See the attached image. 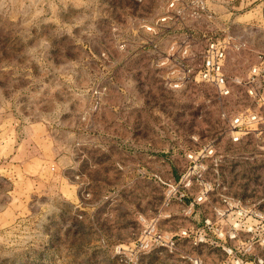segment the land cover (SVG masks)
<instances>
[{"label":"rangeland","instance_id":"374dc122","mask_svg":"<svg viewBox=\"0 0 264 264\" xmlns=\"http://www.w3.org/2000/svg\"><path fill=\"white\" fill-rule=\"evenodd\" d=\"M212 34L228 39L226 73L246 78L264 57V3L0 0V264L225 257L184 237L129 249L148 221L177 234L215 217L222 196L264 211V126L231 138L235 115L262 117L259 102L240 86L223 96L203 82L169 83L181 48L189 43L196 64ZM207 142V200L190 204L196 185L167 200L187 153ZM250 252L264 256L257 244Z\"/></svg>","mask_w":264,"mask_h":264},{"label":"built area","instance_id":"2783aa9c","mask_svg":"<svg viewBox=\"0 0 264 264\" xmlns=\"http://www.w3.org/2000/svg\"><path fill=\"white\" fill-rule=\"evenodd\" d=\"M176 0H169L173 6ZM198 7H204V0H192ZM162 16L160 20H165ZM150 28V26L148 27ZM228 46L226 37L207 35L206 43L201 51L196 64V58L189 60V43L181 48L179 55L175 56L176 68L169 74V83L173 87H180L189 81L203 82L215 87L219 95H229L235 87H244L246 92L254 97L261 106L257 113H240L231 121V138L238 141L249 130L260 132L264 126V57L251 66L246 78L230 76L225 71V59ZM190 62V63H189ZM259 78L260 83L256 85ZM214 154L212 142L205 143L197 150L187 153L188 164L179 177L168 185L167 200L171 197L184 198L190 186H198V191L192 197L190 204L207 200L212 186L204 178L206 166L203 160ZM222 205L215 207V217L204 216L202 222L192 227L179 230L177 234H163L158 230L155 222L150 220L145 225L143 232L129 246L130 250H139L151 245H164L173 248L178 237L190 238L194 244L209 246L220 245L225 257L217 262H207L201 256L194 255L188 259L191 264H264V256L251 253L253 244L264 250V211L255 205L243 204L227 196H222ZM223 243H219V241ZM235 240V244L229 241ZM117 252H122L124 246L119 244Z\"/></svg>","mask_w":264,"mask_h":264},{"label":"crops","instance_id":"0c3cea01","mask_svg":"<svg viewBox=\"0 0 264 264\" xmlns=\"http://www.w3.org/2000/svg\"><path fill=\"white\" fill-rule=\"evenodd\" d=\"M261 2H263L264 3V0H261ZM181 207V204L179 203V202H175V203H173L170 207H169V209H168V211H166L167 212V214L168 215H176L175 213H176V211L179 209ZM196 217V216H195ZM196 222H197V220H196ZM195 222V223H196ZM185 224H190V221H187ZM215 257L216 256H213L212 255V257H208L209 259H212V263H214L215 261H213L214 259H215Z\"/></svg>","mask_w":264,"mask_h":264}]
</instances>
